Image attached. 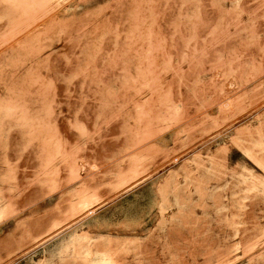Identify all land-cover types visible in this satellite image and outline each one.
<instances>
[{"label": "rangeland", "instance_id": "374dc122", "mask_svg": "<svg viewBox=\"0 0 264 264\" xmlns=\"http://www.w3.org/2000/svg\"><path fill=\"white\" fill-rule=\"evenodd\" d=\"M0 264H264V0H0Z\"/></svg>", "mask_w": 264, "mask_h": 264}]
</instances>
